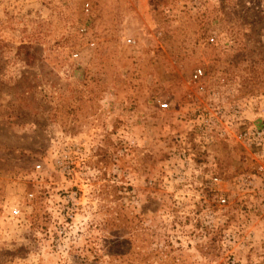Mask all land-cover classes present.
<instances>
[{"label":"rangeland","instance_id":"obj_1","mask_svg":"<svg viewBox=\"0 0 264 264\" xmlns=\"http://www.w3.org/2000/svg\"><path fill=\"white\" fill-rule=\"evenodd\" d=\"M263 114L264 0H0V264H264Z\"/></svg>","mask_w":264,"mask_h":264},{"label":"built area","instance_id":"obj_2","mask_svg":"<svg viewBox=\"0 0 264 264\" xmlns=\"http://www.w3.org/2000/svg\"><path fill=\"white\" fill-rule=\"evenodd\" d=\"M85 29L84 26L79 28V31L83 32ZM213 38H211V41ZM78 55V52L73 53V56L76 57ZM202 75L201 69H196L194 71V78H199ZM163 107H166L167 104L163 103ZM241 138L244 142V144L248 148H258V150L264 152V114L261 116L259 124L252 125L251 128H248L246 131H244L241 135ZM258 175V176H257ZM257 175L255 173L251 174V178L247 182V187L250 188L251 193L255 191V189H259V196H260V207L264 210V164H261L258 167V173ZM259 178V182L256 183V179ZM221 179L217 176H214L212 178V182L214 183H220ZM218 201L220 204L224 205L227 203V198L224 195H220L218 197ZM18 210H14V213H17Z\"/></svg>","mask_w":264,"mask_h":264}]
</instances>
